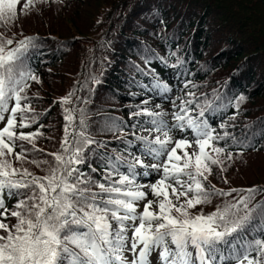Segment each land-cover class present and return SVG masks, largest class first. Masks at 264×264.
<instances>
[{"label": "trees", "instance_id": "16d2710c", "mask_svg": "<svg viewBox=\"0 0 264 264\" xmlns=\"http://www.w3.org/2000/svg\"><path fill=\"white\" fill-rule=\"evenodd\" d=\"M27 2L21 0L14 21H0V39L13 41L9 50L31 39L33 46L22 53L16 68L30 71L39 80L26 82L27 100L22 104L31 109L25 114L28 127L15 129L39 133L34 138L36 150L26 141H17L28 151L20 161L9 157L14 168L44 176L48 165L37 167L32 161L53 160L48 154L60 149L65 136L64 110L75 109L78 125L83 109L92 139L106 145L93 144L95 151L88 153V161L98 168L92 176L99 178L103 165L97 154L121 155L131 162L128 153L139 155L142 148L135 136H149L131 127L147 117L130 118L131 112L164 103L165 119L172 124L171 113L178 110L172 101L178 106L192 99L189 114L196 117L203 108L201 119L221 136L228 133L225 140L233 154L231 159L227 153L218 157L204 184L209 189L236 191L231 196H213L210 203L191 211L211 213L253 187L259 191L249 207L264 203V0H31L24 9ZM177 58L182 61L178 66ZM153 74L171 91L153 89ZM69 93L70 102L62 103ZM241 96L244 99L239 101ZM145 100L146 105L141 103ZM4 115L0 129L8 113ZM108 118L121 122L123 131L102 130ZM173 132L175 139L182 136L179 130ZM188 133L183 136L191 139ZM124 141H132V146ZM80 167L91 172L87 163ZM140 177L144 176H137V182ZM17 199L7 197L8 209ZM253 217L246 232L233 239L234 250L264 238V216ZM6 222L16 223L10 216Z\"/></svg>", "mask_w": 264, "mask_h": 264}, {"label": "snow or ice", "instance_id": "6c2138e0", "mask_svg": "<svg viewBox=\"0 0 264 264\" xmlns=\"http://www.w3.org/2000/svg\"><path fill=\"white\" fill-rule=\"evenodd\" d=\"M20 3L21 0H0V21H14ZM30 6L31 0L23 4L24 9ZM12 44L11 39H0V122L8 113L6 124L0 129V264H153L150 257L154 252L156 264H223L233 259L235 264H264V238L254 240L243 250H234L232 244L236 236L246 232L253 214L264 216V203L249 207L257 188L244 190L246 195L234 197V202L228 201L211 213L191 211L199 204L210 203L213 196H231L236 191L224 192L214 186L209 189L204 184L212 174V166L219 163L218 157L227 153L231 159L233 154L225 140L228 133L221 136L201 119L203 108L196 117L189 114L192 99L183 100L178 106L172 101L178 108L171 113L172 124L165 119V112L147 107L131 112L130 118L147 117L131 127H138L149 136H135L142 148L139 155L128 153L131 162L121 155L97 154L103 165L99 178L92 176L98 168L92 167L88 153L95 151L93 144L106 145L92 139L83 109L78 125L74 124L75 109L64 110L65 136L60 149L48 154L53 160L32 161L37 167L48 165L44 176L14 168L9 157L14 155L20 161L28 151L17 141H26L36 150L34 138L39 133L15 129L28 127L25 114L31 109L22 104L27 100L26 82L39 80L30 71L18 72L16 68L22 53L33 46L31 39L20 41L18 47L9 50ZM146 62L150 63L147 58ZM180 64L182 61L177 58V66ZM153 80V89L171 91L166 83L156 80L155 74ZM71 95L62 103H69ZM243 99L239 97V101ZM141 103L146 105L148 101ZM35 119L31 117L32 121ZM102 130L122 132L123 127L121 122L108 118ZM173 130L188 131L191 139L183 135L174 139ZM221 140H225L224 145ZM124 143L132 146V141ZM247 146L252 147L250 143ZM17 147L20 152H15ZM145 158L153 162L148 163ZM85 163L90 173L80 167ZM153 172L158 174L153 182H137V176L147 177ZM149 193L155 200L148 198ZM5 196L19 197L12 209H8ZM141 201L146 202L143 211L138 212ZM9 216L16 221L11 226L6 222Z\"/></svg>", "mask_w": 264, "mask_h": 264}, {"label": "rangeland", "instance_id": "374dc122", "mask_svg": "<svg viewBox=\"0 0 264 264\" xmlns=\"http://www.w3.org/2000/svg\"><path fill=\"white\" fill-rule=\"evenodd\" d=\"M162 108H164L163 111L166 112L165 107H161V106H160V109H162ZM171 135L174 136L173 133H171ZM178 154H181V153L179 152V150H178ZM147 162H148V163H151V162H153V161L150 160V161H147ZM138 171L140 172L141 169H139ZM154 175H158V174L155 173V172H153V173L151 174V176H148V177L144 178V179H145V184L151 183L152 176H153V178H154ZM144 179H143V180H144ZM147 179H149V180H147ZM146 180H147V181H146ZM141 181H142V180H141ZM146 191H147V190H146ZM151 197H152V195L149 193L148 198H151ZM145 202H146V201H141V202H139V207L137 208V211H138V212H142V211H143V204H144ZM125 255H127V256H129V258H131V255H130L129 253H125ZM150 259L153 260V264H156V258L154 257V253H153L152 256L150 257Z\"/></svg>", "mask_w": 264, "mask_h": 264}]
</instances>
